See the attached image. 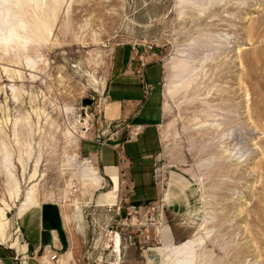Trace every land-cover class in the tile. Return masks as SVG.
I'll return each instance as SVG.
<instances>
[{
	"label": "rangeland",
	"instance_id": "374dc122",
	"mask_svg": "<svg viewBox=\"0 0 264 264\" xmlns=\"http://www.w3.org/2000/svg\"><path fill=\"white\" fill-rule=\"evenodd\" d=\"M122 46L163 70L159 193L146 202L115 172L94 168V183L86 171ZM4 148L18 185L14 201L2 194L0 167L5 264L23 261L30 188L32 205L62 208L73 251L62 264H264V0H0ZM144 184L139 172L135 199ZM182 243L188 255L173 251Z\"/></svg>",
	"mask_w": 264,
	"mask_h": 264
},
{
	"label": "crops",
	"instance_id": "0c3cea01",
	"mask_svg": "<svg viewBox=\"0 0 264 264\" xmlns=\"http://www.w3.org/2000/svg\"><path fill=\"white\" fill-rule=\"evenodd\" d=\"M162 75L159 62L144 60L128 46L113 51L103 93L105 102L99 119L127 123L130 127H139L140 131L136 137L125 139L127 131L123 128L114 140L100 146L94 143L96 150L87 151L95 159L92 166L104 175L103 179L111 180L108 173L115 172L118 190L127 186L134 202H146L159 193L157 183L151 178V165L160 146L158 129L163 110ZM104 147H107L106 151L103 150ZM105 154L111 157H105ZM139 172L145 183L143 194H147L144 200L134 198ZM152 192L154 196L148 195ZM28 206L18 218L21 238L18 250L23 256L22 264L68 262L70 252L73 251L61 206L53 201ZM3 249L5 248L0 243V264H5ZM53 254L55 259L51 260L50 256Z\"/></svg>",
	"mask_w": 264,
	"mask_h": 264
},
{
	"label": "bare ground",
	"instance_id": "6f19581e",
	"mask_svg": "<svg viewBox=\"0 0 264 264\" xmlns=\"http://www.w3.org/2000/svg\"><path fill=\"white\" fill-rule=\"evenodd\" d=\"M6 15H7V13H6ZM1 151H0L1 152V157H0L1 175L5 179V183H4L2 194L4 193L5 196L7 195L9 197V199L14 201L16 199L17 195H18V185L16 184L17 182L15 181V179H14V177L12 175V171L10 169V157L11 156H9V153L7 152L8 150L6 151L5 148L2 149ZM10 153H11V151H10ZM86 162H87V160H86ZM86 166H87L86 167V171L88 172V175H89L88 179L91 182L95 183L97 178H96V172H95L94 167L90 163H87ZM33 176H34V174H33ZM34 199L35 198H34L33 189L30 188L24 193V197H23L22 203L20 204V209H22V208H24V207H26L28 205L34 204ZM7 208H9L8 201L6 199H4V197H1V199H0V240H4V237H5L4 236V230H5V227H6L5 226L6 222H5L4 215H5V210ZM117 242H118V240L116 239L113 251H118ZM12 244L17 246L16 241L14 243H12ZM172 249L178 255L181 254L180 251L183 250V249H184L185 254H187V255L191 251V248L188 247V245L185 244V243L178 244ZM180 258H181V256H180ZM177 263L178 264H181V263L190 264V259L188 257L187 258L183 257L182 259H178L177 261H175V264H177Z\"/></svg>",
	"mask_w": 264,
	"mask_h": 264
},
{
	"label": "built area",
	"instance_id": "2783aa9c",
	"mask_svg": "<svg viewBox=\"0 0 264 264\" xmlns=\"http://www.w3.org/2000/svg\"><path fill=\"white\" fill-rule=\"evenodd\" d=\"M104 102H105L104 99H102L96 105V108H98L96 110V113H97L96 122L99 125L98 134L96 136L97 138L95 139L96 143L100 146V145L106 144L109 141L114 140L123 128L126 129L127 131L125 139H132L136 137L140 131L139 127L137 126L130 127L129 124L127 123L121 124L119 122L102 121L101 119H99V114L101 112V106H103ZM85 158L87 160V163H90V164H93L95 161V159L91 156V154H89ZM132 208H135V206L132 205ZM50 259L51 260L55 259V255L54 254L51 255Z\"/></svg>",
	"mask_w": 264,
	"mask_h": 264
},
{
	"label": "water",
	"instance_id": "95a60500",
	"mask_svg": "<svg viewBox=\"0 0 264 264\" xmlns=\"http://www.w3.org/2000/svg\"><path fill=\"white\" fill-rule=\"evenodd\" d=\"M84 102V104H89V103H91V101L90 100H85V101H83Z\"/></svg>",
	"mask_w": 264,
	"mask_h": 264
}]
</instances>
